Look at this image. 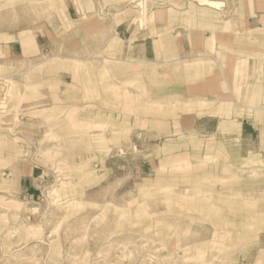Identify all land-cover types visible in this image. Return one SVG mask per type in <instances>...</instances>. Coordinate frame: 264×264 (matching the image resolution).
Here are the masks:
<instances>
[{
    "label": "rangeland",
    "instance_id": "374dc122",
    "mask_svg": "<svg viewBox=\"0 0 264 264\" xmlns=\"http://www.w3.org/2000/svg\"><path fill=\"white\" fill-rule=\"evenodd\" d=\"M262 4L0 0V264H264ZM125 28L212 33L208 95Z\"/></svg>",
    "mask_w": 264,
    "mask_h": 264
},
{
    "label": "crops",
    "instance_id": "0c3cea01",
    "mask_svg": "<svg viewBox=\"0 0 264 264\" xmlns=\"http://www.w3.org/2000/svg\"><path fill=\"white\" fill-rule=\"evenodd\" d=\"M254 0H249V2H253ZM211 2H209L210 4ZM215 3V2H214ZM262 3V2H261ZM224 5V4H223ZM264 6V0L263 4ZM212 6V5H211ZM208 10L213 12V8L221 10L219 8H216L213 6H208ZM224 20L223 24L221 25L218 35L220 32V35H228L230 32L228 30L224 29ZM160 28V26H159ZM165 29V26L161 27ZM135 30V29H134ZM129 31V32H128ZM125 32L128 33L127 42L130 44V46H133L131 49H126L127 57H133V63L138 64L142 69L145 70L144 67L141 65L143 63H150L153 66H156L159 71V73H156L157 78L160 77L161 80L166 81L168 78L174 79L178 83L175 85L176 88L179 87L180 90L184 92V96L187 97V91L189 89H196L198 86L203 85L204 91L208 95V89L206 85V81L214 78L216 71H220L218 64L215 62V54L210 53V46L208 45L207 41H213L214 35L210 33V35H205V38L203 39L204 43H201V48L193 46V40H194V34L190 31H180L178 36H174V41L171 38L163 37V38H154L151 36H142L138 37L140 35V32L137 30L133 34V29L131 28H125ZM217 35V34H216ZM202 34H197V39L199 42L202 41ZM212 39V40H211ZM240 40V39H238ZM161 42V45L163 49L156 48L157 43ZM179 44V46L177 45ZM200 48V49H197ZM217 48V47H216ZM254 48H258L261 50H257L260 53L262 51V43L260 39L259 45H254ZM264 49V48H263ZM160 57V58H159ZM173 61V62H172ZM173 64L172 70L167 71V65L166 63ZM257 64L248 65L247 72L246 73H255L258 71ZM147 71V70H146ZM260 71V69H259ZM150 72V71H149ZM225 82V80H224ZM226 83V82H225ZM226 88L228 87V84L226 83L224 85ZM222 85L219 86V89L222 90ZM239 89L245 88V84H238ZM214 88V87H213ZM207 91V92H206ZM196 95H201L197 97L195 100H209V99H202L203 94L198 93ZM183 97V98H185ZM186 99V98H185ZM189 99V100H194ZM241 99V98H240ZM239 99V100H240ZM187 100V99H186Z\"/></svg>",
    "mask_w": 264,
    "mask_h": 264
},
{
    "label": "bare ground",
    "instance_id": "6f19581e",
    "mask_svg": "<svg viewBox=\"0 0 264 264\" xmlns=\"http://www.w3.org/2000/svg\"><path fill=\"white\" fill-rule=\"evenodd\" d=\"M212 6H214V7H216V8H219V9H221V8H223L224 7V5H223V3L222 2H211L210 3Z\"/></svg>",
    "mask_w": 264,
    "mask_h": 264
}]
</instances>
